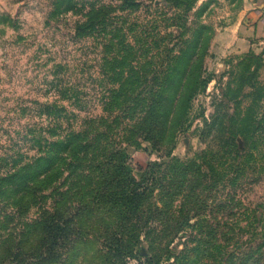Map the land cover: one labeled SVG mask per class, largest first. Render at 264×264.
<instances>
[{
  "label": "rangeland",
  "instance_id": "obj_1",
  "mask_svg": "<svg viewBox=\"0 0 264 264\" xmlns=\"http://www.w3.org/2000/svg\"><path fill=\"white\" fill-rule=\"evenodd\" d=\"M132 1L138 5L127 10ZM77 3L83 11L90 5H112L111 15L117 16L120 27L116 55L102 54L91 36H74V22L82 18L80 10L75 11ZM262 11L264 6L259 5V0H0V157L10 156L5 171L24 168L38 155L39 135L50 132L48 128L54 121L45 112L46 107L52 111L54 104H62L66 108L62 115L75 112V127L83 117L105 116L103 125L109 135L123 124L124 116L116 121L108 119L103 107L97 105L100 73H104V84L113 85L130 84L139 71L160 72L159 78L149 74V86L167 85L178 77H184L189 85L197 74L208 79L205 91L191 99L183 124L185 130L176 134L170 156L165 155L170 146L157 151L136 137L140 146L129 145L122 142L126 138L120 134L117 148L127 153L134 176L150 161L166 163L176 157L187 162L195 158L205 150L209 139L203 141L200 137L205 120L209 122L214 115V146L220 154L228 149L225 140H229L235 160L255 146L257 153L263 154L264 128L260 124L254 128L256 142L244 140L241 135L232 134L237 127L230 120L247 115L264 120V90L259 89L264 88V15L259 16ZM113 66L118 74L112 73ZM59 83L79 88L87 103L84 111L77 110L70 100L61 99ZM4 165L0 161V166ZM62 181L55 179L52 184L58 186ZM34 183L39 184L38 180ZM38 192L35 185L34 193ZM240 199L244 205H258L257 219H264V177L244 188ZM30 203L26 197L20 213L5 219L9 233L22 227L21 221L37 216L40 204ZM8 209L15 210L12 202ZM208 211H200L201 225L180 232L181 237L172 241L175 230L168 223L150 224L155 229L150 237L157 239L154 249L151 250L149 234L144 231L131 245L133 254L123 258L129 235L124 241L119 237L123 236L125 225H105L110 212L96 205L90 213H82L83 222L78 223L81 230L71 226L72 244L63 241L72 247L69 264H173L172 258H167L168 252L191 248L198 240L203 241L201 253L187 264H264V221L257 223L254 230L245 226L241 213L228 217L225 212L212 216ZM90 218L98 220V224L91 226ZM195 221L190 219V225ZM213 225L216 230L208 242V228ZM74 232L78 234L73 236ZM195 259L197 262L193 263Z\"/></svg>",
  "mask_w": 264,
  "mask_h": 264
},
{
  "label": "trees",
  "instance_id": "obj_2",
  "mask_svg": "<svg viewBox=\"0 0 264 264\" xmlns=\"http://www.w3.org/2000/svg\"><path fill=\"white\" fill-rule=\"evenodd\" d=\"M132 5L138 4L132 1L127 10H131ZM74 8L82 15L74 22V36H91L100 45L102 54L116 55L120 27L117 16L111 15L114 12L112 5H90L87 11H83L84 8L80 9L77 3ZM116 60L117 56L113 57L114 65ZM111 70L114 74L119 72L115 66ZM100 74L97 105L103 107L108 119L116 121L124 116L122 118L127 120L120 123L116 131L109 135L102 115L83 117L75 127L77 114L69 111L62 115L66 111L65 106L54 104L52 111L46 107L45 112L54 121L48 128L50 132L39 135L38 155L32 157L24 168L19 167L15 171H5L10 156L0 157V161L5 163L0 166V264H69L71 226L81 230L78 223L82 224L83 214L95 210L96 205L110 212L104 220L105 225H125L123 236L119 237L124 241L125 235H129L128 250L122 253L123 258L133 254L131 245L144 231L149 234L151 250L154 249L157 239L150 237L155 232L150 224L168 223L175 230L172 241V238L181 237L178 236L180 232L186 233L188 228L201 225L198 215L204 209H208L212 216L225 212L232 217L241 213L245 226L254 230L257 223L264 221L263 218L257 219L258 205L247 206L240 199L244 188L264 177V153H257L259 149L255 146L235 160L230 142L225 140L224 145L228 149L220 154L213 139L216 115L209 122L205 120L200 133L203 141L209 138L205 150L190 161L182 162L176 157H170L166 163L150 161L134 176L127 153L117 148L121 144L120 134H123L122 138L126 140L122 142L125 144L140 146L136 137L147 141L157 151L170 146L165 153L170 156L176 134L185 130L183 124L190 111L191 99L205 91L207 78L197 74L189 85L184 77H178L167 85L149 86L146 81L149 74L159 78L160 72L139 71L130 84L113 85L104 84V73ZM259 89L264 90L262 87ZM57 90L61 99L70 100L77 110L86 109L87 103L79 88L59 83ZM230 120L237 127L232 134L241 135L244 140L256 142L254 128L258 124L264 128V120L257 121L253 115ZM55 179L63 181L57 186L52 184ZM34 180L39 184L33 185ZM35 185L39 189L37 194L34 193ZM24 194L25 198L31 199L30 204H40V211L34 219L21 221L22 227L9 233L5 219L20 213ZM208 201L212 203L208 204ZM10 202L14 211H6ZM194 218L195 223L190 225L189 220ZM239 220L240 217L237 218L238 228ZM89 224L95 226L98 220L90 218ZM159 228L162 229V225ZM214 230V225L208 228V242ZM77 234L74 232L73 236ZM63 241L69 244L66 246ZM202 243L198 240L196 246L185 247L174 254L168 252L167 258H172L173 264H187L200 255ZM62 249L64 253L60 251ZM196 262L195 259L193 263Z\"/></svg>",
  "mask_w": 264,
  "mask_h": 264
},
{
  "label": "crops",
  "instance_id": "obj_3",
  "mask_svg": "<svg viewBox=\"0 0 264 264\" xmlns=\"http://www.w3.org/2000/svg\"><path fill=\"white\" fill-rule=\"evenodd\" d=\"M259 5L264 6V0H259ZM264 15V12L262 11L259 16Z\"/></svg>",
  "mask_w": 264,
  "mask_h": 264
}]
</instances>
